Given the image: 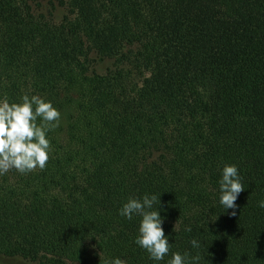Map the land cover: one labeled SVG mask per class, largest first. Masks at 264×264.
<instances>
[{
	"label": "trees",
	"instance_id": "1",
	"mask_svg": "<svg viewBox=\"0 0 264 264\" xmlns=\"http://www.w3.org/2000/svg\"><path fill=\"white\" fill-rule=\"evenodd\" d=\"M25 94L61 120L43 170L0 176V257L157 264L118 215L155 194L169 256L264 264V0H0V98Z\"/></svg>",
	"mask_w": 264,
	"mask_h": 264
},
{
	"label": "clouds",
	"instance_id": "2",
	"mask_svg": "<svg viewBox=\"0 0 264 264\" xmlns=\"http://www.w3.org/2000/svg\"><path fill=\"white\" fill-rule=\"evenodd\" d=\"M60 120L59 110L39 95H22L18 102L0 98V176L13 169L20 174L37 168L43 170L51 152L48 133L59 127ZM217 183L218 203L225 210L231 209L230 215H236L235 201L244 190L237 167L223 165ZM154 205L158 206L154 209ZM159 205L160 197L144 194L139 198L129 197L118 209V215L126 220L139 218L133 243L157 264L169 256L171 249L169 237L163 230L164 217L160 215L163 209ZM258 207L264 208V200L258 201ZM184 230L190 232L191 228L186 226ZM189 244L193 248L200 247L196 239H191ZM198 261V256L189 257L187 252H171L166 264H198ZM103 264H126V261L109 257Z\"/></svg>",
	"mask_w": 264,
	"mask_h": 264
},
{
	"label": "rangeland",
	"instance_id": "3",
	"mask_svg": "<svg viewBox=\"0 0 264 264\" xmlns=\"http://www.w3.org/2000/svg\"><path fill=\"white\" fill-rule=\"evenodd\" d=\"M60 15H61V12L57 11L56 12V18L60 17ZM109 66H110V62L104 60V61L97 62L96 64H94L93 68H94L95 72L102 74V73H104L105 69L108 68ZM0 264H35V263L23 261V260L18 259V258L0 257Z\"/></svg>",
	"mask_w": 264,
	"mask_h": 264
}]
</instances>
